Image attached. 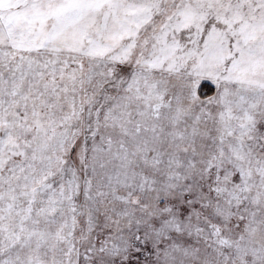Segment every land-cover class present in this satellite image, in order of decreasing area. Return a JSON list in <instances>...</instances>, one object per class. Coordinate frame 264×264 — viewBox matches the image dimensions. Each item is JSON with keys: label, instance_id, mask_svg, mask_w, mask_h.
Segmentation results:
<instances>
[{"label": "snow or ice", "instance_id": "6c2138e0", "mask_svg": "<svg viewBox=\"0 0 264 264\" xmlns=\"http://www.w3.org/2000/svg\"><path fill=\"white\" fill-rule=\"evenodd\" d=\"M0 264H264V0H0Z\"/></svg>", "mask_w": 264, "mask_h": 264}]
</instances>
